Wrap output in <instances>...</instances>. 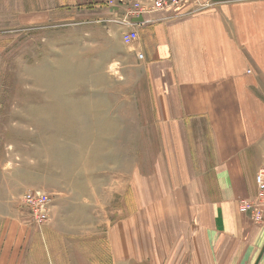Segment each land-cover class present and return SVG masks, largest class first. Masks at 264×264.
Listing matches in <instances>:
<instances>
[{"label":"rangeland","instance_id":"obj_1","mask_svg":"<svg viewBox=\"0 0 264 264\" xmlns=\"http://www.w3.org/2000/svg\"><path fill=\"white\" fill-rule=\"evenodd\" d=\"M18 4L0 0V228L105 230L107 258L133 239L140 264H194L198 192L219 160L212 121L168 127L133 45L97 23L106 10ZM29 193L48 197L43 225Z\"/></svg>","mask_w":264,"mask_h":264},{"label":"crops","instance_id":"obj_2","mask_svg":"<svg viewBox=\"0 0 264 264\" xmlns=\"http://www.w3.org/2000/svg\"><path fill=\"white\" fill-rule=\"evenodd\" d=\"M106 1L148 0H18L17 7L92 6L104 12ZM145 20L133 45L142 59L125 49L154 88L161 119L176 130L212 121L219 160L211 165L210 192H198L195 228L205 248L194 264H264V226L237 210L239 199L255 194L264 158V98L258 91L264 89V0H195ZM112 28L119 37L123 29ZM86 230L0 228V264H140L137 240L129 241L125 256L114 250L107 258L105 230L102 241L84 239Z\"/></svg>","mask_w":264,"mask_h":264},{"label":"built area","instance_id":"obj_3","mask_svg":"<svg viewBox=\"0 0 264 264\" xmlns=\"http://www.w3.org/2000/svg\"><path fill=\"white\" fill-rule=\"evenodd\" d=\"M195 0H148L136 1H106L104 4V17L97 21L98 24L117 26L123 29L121 42L127 47L134 45L138 39L139 26L146 23L145 16L155 12L167 11L174 8L193 4ZM142 59L141 54H137ZM255 194L250 198L239 199L237 210L246 216L255 225L264 226V158L255 174ZM48 197L41 193H29L23 197V206L32 217L36 225H43L48 219Z\"/></svg>","mask_w":264,"mask_h":264},{"label":"bare ground","instance_id":"obj_4","mask_svg":"<svg viewBox=\"0 0 264 264\" xmlns=\"http://www.w3.org/2000/svg\"><path fill=\"white\" fill-rule=\"evenodd\" d=\"M117 65V64H116ZM113 69V68H112Z\"/></svg>","mask_w":264,"mask_h":264}]
</instances>
